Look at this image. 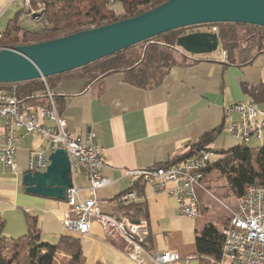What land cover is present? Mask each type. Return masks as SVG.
<instances>
[{
    "label": "crops",
    "instance_id": "0c3cea01",
    "mask_svg": "<svg viewBox=\"0 0 264 264\" xmlns=\"http://www.w3.org/2000/svg\"><path fill=\"white\" fill-rule=\"evenodd\" d=\"M18 1L22 0H0V32L18 15L13 16L15 10L11 9ZM221 56L220 59L193 57L194 62L174 66L160 85L150 89L130 84L123 73L108 74L91 84L71 73L55 80L53 90L68 129L76 134L95 133L104 149L103 175L112 183L97 193L102 212L120 217L118 197L137 179L130 171L175 160L208 131L219 129L215 141L209 145L215 151L240 145L226 129V125L237 118L230 108L237 102L252 99L244 87L264 82V53L243 66L226 65ZM4 126L5 120L0 117V148L4 144ZM232 140L236 141L233 145ZM44 145L41 136H27L18 147L16 170L0 161V225L3 230L14 225L24 234L28 217L36 216L40 233L48 235L52 244H58L63 237L80 239L82 264H153L133 260L127 255L128 246L124 240L112 239L96 222L87 234L67 230L63 225L69 209L66 200L26 192L22 176L28 170L30 151L40 150ZM262 145L264 128L261 136L252 138L249 143L253 149ZM206 182L208 187L202 185L198 189L200 216L195 219L179 214L173 196L152 195L148 186H139L147 196L139 203H145L146 210L141 218L152 236L153 254L158 248L162 249L158 247L161 246L159 239L167 242L176 224L186 219L191 221L190 228L194 225L195 237L208 222L220 230L226 226L230 216L223 211L202 215L204 206L214 205V196L209 190L214 185L210 180ZM76 183L82 189V198L92 197L88 177L83 171L77 173ZM178 249L181 248L176 245L165 248L164 253L180 256L174 264L204 261L199 259L196 244L186 255L183 249Z\"/></svg>",
    "mask_w": 264,
    "mask_h": 264
},
{
    "label": "built area",
    "instance_id": "2783aa9c",
    "mask_svg": "<svg viewBox=\"0 0 264 264\" xmlns=\"http://www.w3.org/2000/svg\"><path fill=\"white\" fill-rule=\"evenodd\" d=\"M28 10V15L35 13L31 7ZM208 31L218 33L215 26L209 27ZM222 55L226 58L224 51ZM230 112H235L237 118L230 121L226 129L231 137L240 141V145L261 136L264 106L245 100L235 103ZM0 117L5 120L0 161L11 170L17 168L18 147L27 136L37 134L45 140L42 149L30 151L29 172L45 171L52 152L60 148L67 151L72 179L66 198L69 209L63 220L67 230L87 234L92 223L96 222L111 238H122L128 246V255L135 260L174 264L180 259L177 253L148 252L144 245L148 234L145 220L130 216L117 217L101 211L97 193L112 183L110 178L103 175L104 149L98 143L95 133L76 134L68 129L67 119L61 114L47 84L45 90H37L27 96H21L16 86L0 87ZM217 154L209 147V151H198L188 160L167 166L157 165L154 174H146V168L130 171L137 179L128 190L120 194L118 203H137L147 198L139 188L146 185L152 195L165 193L173 196L180 214L198 218V189L202 187L206 169ZM79 171L87 175L88 190L92 197H81L82 189L76 183ZM236 200L237 208L232 210L231 218L222 230V256L217 259L199 254V259L204 260L200 264H264V183L248 185L244 194Z\"/></svg>",
    "mask_w": 264,
    "mask_h": 264
},
{
    "label": "trees",
    "instance_id": "16d2710c",
    "mask_svg": "<svg viewBox=\"0 0 264 264\" xmlns=\"http://www.w3.org/2000/svg\"><path fill=\"white\" fill-rule=\"evenodd\" d=\"M165 1L167 0H30L31 7L43 5L44 10L39 26L29 28L21 25L19 12L1 32L0 47L44 42L111 24L142 14ZM210 25V27H217L221 51L226 53V65H248L258 55L264 53V27L238 23ZM185 29L166 32L73 71L45 79L0 84V87L16 86L21 96H27L37 90H45L47 84L53 92L57 106L59 105L58 96L53 90L55 80L70 73L85 79L87 84L111 73H123L130 84L150 89L160 85L174 66L187 65L186 59L179 61L177 58L180 54L188 58L177 45V39L186 34ZM19 34L22 36L19 37ZM138 45L144 46L142 51H133ZM244 90L251 96L250 101L264 106V82L256 86L244 87ZM218 132L217 128L206 132L190 146L184 155L158 166L187 160L196 152L208 148L215 141ZM216 152L218 154L210 162L206 173L213 170L219 171L228 181L235 198L242 196L248 185L264 183V145L253 149L247 144H241L229 149L216 150ZM145 210V203L139 202L119 206L120 217L130 216L134 219H142ZM36 221V216H29L28 233L15 240L11 246H8L7 239L0 233V264H55L56 256L61 252L71 257L70 264L83 263V250L79 238L63 237L55 245L43 242ZM1 229H3L2 225H0ZM223 242V231L212 222H208L201 231L196 233L195 244L197 253L200 255L219 259L223 252ZM144 245L148 252L153 254L150 233L145 236Z\"/></svg>",
    "mask_w": 264,
    "mask_h": 264
},
{
    "label": "water",
    "instance_id": "95a60500",
    "mask_svg": "<svg viewBox=\"0 0 264 264\" xmlns=\"http://www.w3.org/2000/svg\"><path fill=\"white\" fill-rule=\"evenodd\" d=\"M217 23L264 27V0H167L142 14L39 43L0 49V84L21 83L66 73L146 42L166 32ZM177 45L191 56L220 48L218 33L197 31ZM45 171L22 176L26 192L66 200L71 166L63 148L52 152Z\"/></svg>",
    "mask_w": 264,
    "mask_h": 264
},
{
    "label": "rangeland",
    "instance_id": "374dc122",
    "mask_svg": "<svg viewBox=\"0 0 264 264\" xmlns=\"http://www.w3.org/2000/svg\"><path fill=\"white\" fill-rule=\"evenodd\" d=\"M29 8L30 7L24 4V1L22 0V1H18L11 9L15 10L13 16L17 15L20 12L19 21L21 25L25 27H29V28H37L39 26V22H41L42 13L44 10L43 5L40 4V5L32 6L31 9H33L32 11L35 12L33 15H28ZM210 26H211L210 24L209 26H206V25H198L195 27L192 26V27H187L184 31L186 32V34L197 32V31H206L207 28H209ZM21 36L22 35L19 34V37ZM143 47H144L143 45H138L133 49V51L140 52L142 51ZM221 54H222V51H221V48H219L217 51L210 53V54H200V55L191 56L189 53H186V56L188 58H184L183 55L181 54L177 58L179 61L186 59V64H190L194 62L193 57L198 58V59H207V58L220 59L222 57ZM235 143L236 141L234 140L231 141L232 145ZM247 145L249 146V143ZM207 180H210L211 183L214 185L211 188L209 187L210 194L214 196L213 198L214 205L212 207L210 206L209 208L207 205L204 206L203 209H201L202 215H208L210 214V212L218 213V212L223 211L226 214H229L230 217L228 219L230 220L232 210L234 211L237 208V200L231 191L228 181L217 170L207 172L204 178L202 179V182H201L202 185H205L208 187L207 182H206ZM180 215H183V214H180ZM183 216H187V215H183ZM188 217L193 218L190 216ZM200 221L201 219H199V222ZM12 226L9 227V229L5 228L4 230L3 229L0 230V231L3 230L4 235L1 232L0 233L2 236H4L7 239L8 246H11V244L15 242V240L19 239L22 235L27 234L29 231L28 221L26 225L27 228L25 230L26 232H24V234H21L20 230L16 229V226L14 227ZM190 226H191V221L188 219H186L185 221H182L181 223H177L175 226V230L173 231L172 238L168 239L167 242H165L163 238L159 239V243H161V246H158V247L162 249L159 250L158 248V250H156L157 251L156 253H164L166 247L172 246L173 248V246L176 245V246H179V248H181L178 250L183 249L186 255L187 251L191 250L195 246V239H196L194 225H193V228H190ZM40 235H41V240L43 242L50 243V244L54 243L53 240H51V238L48 237V235L46 236V234L44 233H40ZM70 258H71L70 256H67L65 255V253L61 252L56 256L55 264H70V261H71ZM140 263H145V262H140Z\"/></svg>",
    "mask_w": 264,
    "mask_h": 264
},
{
    "label": "bare ground",
    "instance_id": "6f19581e",
    "mask_svg": "<svg viewBox=\"0 0 264 264\" xmlns=\"http://www.w3.org/2000/svg\"><path fill=\"white\" fill-rule=\"evenodd\" d=\"M26 5L28 7H31L30 5V0L25 1ZM2 37V34L0 32V38ZM3 47H0V49H2ZM240 142V141H239ZM201 151H209V148H204ZM188 160V159H187ZM154 171H156V167H150V168H146V174H154Z\"/></svg>",
    "mask_w": 264,
    "mask_h": 264
},
{
    "label": "flooded vegetation",
    "instance_id": "af4514ba",
    "mask_svg": "<svg viewBox=\"0 0 264 264\" xmlns=\"http://www.w3.org/2000/svg\"><path fill=\"white\" fill-rule=\"evenodd\" d=\"M207 30H208V28H207ZM207 30H206V31H207Z\"/></svg>",
    "mask_w": 264,
    "mask_h": 264
}]
</instances>
